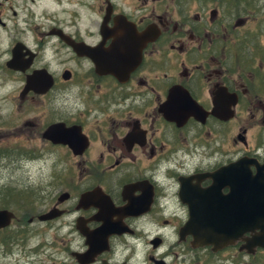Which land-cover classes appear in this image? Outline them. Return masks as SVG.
Masks as SVG:
<instances>
[{
    "label": "flooded vegetation",
    "instance_id": "af4514ba",
    "mask_svg": "<svg viewBox=\"0 0 264 264\" xmlns=\"http://www.w3.org/2000/svg\"><path fill=\"white\" fill-rule=\"evenodd\" d=\"M77 1L0 0V257L264 264V0Z\"/></svg>",
    "mask_w": 264,
    "mask_h": 264
},
{
    "label": "water",
    "instance_id": "95a60500",
    "mask_svg": "<svg viewBox=\"0 0 264 264\" xmlns=\"http://www.w3.org/2000/svg\"><path fill=\"white\" fill-rule=\"evenodd\" d=\"M256 215L250 214V227L251 229L254 226V223L257 221V225L259 226V219L255 218ZM264 216V214H263ZM11 217V213L6 210V209H0V228L4 227L8 224L9 219ZM264 220V217H263ZM232 233H224V234H216L213 232L212 228H202L200 232V241L202 244H213V245H218L220 241H225L226 239H230L233 236H235L236 231Z\"/></svg>",
    "mask_w": 264,
    "mask_h": 264
},
{
    "label": "rangeland",
    "instance_id": "374dc122",
    "mask_svg": "<svg viewBox=\"0 0 264 264\" xmlns=\"http://www.w3.org/2000/svg\"><path fill=\"white\" fill-rule=\"evenodd\" d=\"M81 1V0H80ZM77 2H79V0L77 1ZM76 2V3H77ZM77 5V4H76ZM74 8H75V4H74ZM78 14H81V13H79L78 11H77V9L75 10ZM82 15V14H81ZM14 201H16V199H10V203L12 204V205H15V203H14ZM5 259V257H0V264H6V260H4ZM11 261H12V259H11Z\"/></svg>",
    "mask_w": 264,
    "mask_h": 264
}]
</instances>
